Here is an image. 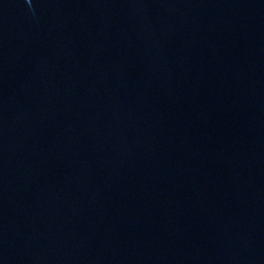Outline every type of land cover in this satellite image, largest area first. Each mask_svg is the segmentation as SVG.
<instances>
[{
	"label": "water",
	"instance_id": "1",
	"mask_svg": "<svg viewBox=\"0 0 264 264\" xmlns=\"http://www.w3.org/2000/svg\"><path fill=\"white\" fill-rule=\"evenodd\" d=\"M0 264H264V0H0Z\"/></svg>",
	"mask_w": 264,
	"mask_h": 264
}]
</instances>
